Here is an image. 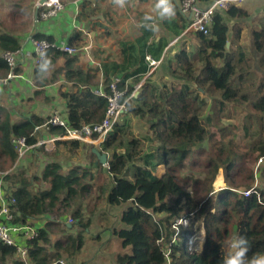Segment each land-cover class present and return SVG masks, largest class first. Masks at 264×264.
<instances>
[{
  "label": "trees",
  "instance_id": "obj_1",
  "mask_svg": "<svg viewBox=\"0 0 264 264\" xmlns=\"http://www.w3.org/2000/svg\"><path fill=\"white\" fill-rule=\"evenodd\" d=\"M202 1L208 3L211 0ZM86 4L89 2L85 1L82 4L78 17L81 20L86 16L85 19L91 22L96 13L90 8L87 9ZM26 5L29 3L16 4L20 11L23 6L26 14L32 15L34 9H29ZM173 9L180 16L175 4ZM227 15L230 18H246L249 13L245 9L231 6L226 15L223 13L214 18L208 35L197 34L201 47L193 62L185 50L176 55V67L186 80L187 88L181 85L161 88L146 82L138 97L134 99L136 105L130 104L128 115L137 116L147 121L150 126L151 142L155 145L153 154L152 152L144 154L138 140L131 141L130 152H118L126 143L127 132L125 125L122 124L124 119L100 146L101 151L109 156L106 168L95 164L97 158L91 150L94 168L99 167L100 170L106 171V177L111 185L107 203L115 207L127 204L120 217L122 226L115 229L113 234L121 240L123 249L130 248L131 251L118 255L117 264H224L218 258V249L230 248L231 241L237 236L241 220L245 222L247 258L264 254V188L256 189V193L249 197L239 192L241 188L245 190L254 188L255 168L248 170V164L256 165L260 160H264V24L253 31V54L250 55L243 44L236 45L241 41L242 26L236 25L233 28L232 37ZM185 27L186 25H183L181 30L183 31ZM4 28L0 21V52L20 50L19 39ZM78 35L69 40V45L81 41ZM231 37L233 41L228 47ZM33 38L55 42L52 37L39 33ZM140 55L142 59H146L145 52H140ZM62 56L67 55L59 50L50 49L46 58L52 64ZM253 57L257 62L256 70L262 79L256 94L252 91L256 85L255 79L250 82L254 73L251 67ZM75 61L74 57L67 58L64 70L67 81L74 82L76 89L62 93L67 109L65 121L71 129L101 122L108 107V98L95 95L88 86L91 84V77L74 69ZM39 66L35 69V80L37 84H44L45 73L40 72ZM117 70L118 67H115L114 71ZM121 70L125 68L122 67ZM9 71L10 68L0 53V78H6ZM145 72L146 67L142 66L134 75L125 76L118 84L119 89H125L126 78ZM111 81V76L108 75L104 89L106 94L110 93ZM83 85L88 87L84 88ZM134 89V86H128L123 99L133 94ZM202 96H207L213 101L212 114L219 115L220 119L225 116V110L229 105H244L252 110V114L245 117L247 122L243 127L242 136L243 140L248 142V151L246 153L233 151L236 147L234 135L229 142L231 149L222 146L216 154L207 159L205 163L207 177L204 181L193 177L183 179L180 177L181 171L188 167L194 154L201 152L208 135L203 115L209 104ZM9 117L5 110L0 109V168L3 169L7 164L12 167L17 161L18 153L12 139L24 136L29 145H36L37 138L33 136L35 126L45 122L37 117H31L18 123H11ZM232 126L230 124L228 127ZM220 131L225 134L223 127ZM46 134L64 136L66 129L52 127ZM56 144L62 145L73 154L82 146H86L77 140L57 141ZM43 149L41 148L42 152ZM152 158L156 163L152 162ZM130 164L135 165L132 179L127 177ZM149 167L157 169L165 167V173L157 176ZM61 168L59 163L52 161L44 167L42 175L29 177L21 166H17L5 177L2 184L0 205L3 198L16 210L14 225H27L31 222L30 225L38 232L37 237L23 242L28 248V259L31 264H61L64 254L71 258L85 244L84 233L88 230L89 224L83 225L80 222L81 228L84 227L85 231L76 230L74 233L77 235L71 234L65 243L58 241L54 253L49 252L44 246L50 242L49 234L53 224L48 223L40 227L38 219L57 207L63 196H65L63 201H70L90 190L89 185L83 184L89 172L84 171L83 175H80L81 168L77 167L64 175L60 173ZM221 169L224 170L227 188L220 190L214 198L212 185ZM34 184L40 185L37 188ZM46 184H49V187L44 189ZM12 200L15 202L12 203ZM156 215H163V218H157ZM74 217L78 220L79 213L76 212ZM183 217L189 218L192 225L183 234L175 236L174 225ZM195 224H198L197 227L200 229L204 228L206 233L203 249L199 252L190 251L186 243V238L194 234ZM165 251H169L170 263L162 257ZM16 256L21 258L16 247L8 246L0 240V264L10 262L26 264L21 260L18 262Z\"/></svg>",
  "mask_w": 264,
  "mask_h": 264
},
{
  "label": "crops",
  "instance_id": "obj_2",
  "mask_svg": "<svg viewBox=\"0 0 264 264\" xmlns=\"http://www.w3.org/2000/svg\"><path fill=\"white\" fill-rule=\"evenodd\" d=\"M85 1L89 2V4H86V8H90V10L96 13L93 17L102 16L104 19L96 20L92 17V21L90 22L85 19V16L80 20L78 16H80V9H82L81 6ZM85 1L62 0L64 10L56 17L47 21H42L40 19L36 20L34 17L35 12L32 13V21L28 20L27 11L24 10L25 7L22 6L20 11L16 4L12 10H9L11 12L8 11L7 15H10L14 20V28L18 29L24 27V25V28H26L19 32L11 31L10 27L4 28L8 33L13 34L20 40L22 43L21 49L23 51L15 69L17 77L8 82H4L5 78H0V109L5 110L7 115L9 114L11 123H18L25 118L31 117H37L44 122L53 114H58L66 118V100L62 97V93L74 91L76 89L74 87V82L67 81L65 77L66 71L64 69L66 68L67 58L74 57L76 60L74 69L87 73L91 77L92 81L88 86H90L92 90L99 88L104 90L108 75L111 76V80L115 78L125 79V76H132L138 69L145 66V74L126 78L125 85H127V87L134 86L136 89V86L145 80L146 83L150 81V79H154L155 81L157 78H171L169 71L173 63L172 58L180 51L185 50L190 60L193 62L201 47V41L197 34H185L187 20L180 13L178 0H171V4L172 6L173 4L177 6L180 16L175 13L170 19H161L154 12L155 0H127L125 6L122 8L109 2V0ZM200 1L202 4L206 3L202 0ZM234 6L245 9L249 13V16L246 18L228 19L231 36L233 37V28L236 25H241V41L236 43V45L243 44L251 55L253 54L254 44L253 31L264 24V0H243ZM30 7L28 8L30 9ZM104 7H106V12L105 10H101L99 13L97 9ZM29 9L27 10L29 11ZM17 13L24 14L21 15ZM16 20L22 21L20 25L15 23ZM183 25H186V27L182 31L181 28ZM180 30L181 32L178 34ZM37 33L50 36L55 42L65 41L68 44L69 40L78 34L81 39V41L72 45L81 47V52L77 55L66 54V57H58L51 64L49 73L45 74L46 82L44 84L36 83V66L32 50L33 47L28 41L30 37H33ZM232 37L229 42L230 44L233 41ZM177 39L178 41L175 42ZM140 52H145V58L149 55L156 60H162L161 64L157 66L150 77L146 75L149 69L148 61L142 59ZM0 53L2 56V51ZM155 53L157 56H154ZM253 59L255 60V57H253ZM256 66L257 62L255 60L254 69H256ZM115 67H118L117 72L114 71ZM122 67L125 68V70H121ZM138 79L139 82H137ZM88 86L83 85L82 87L86 88ZM140 92L141 91L133 92L134 97L131 102L132 106L136 105L134 99L138 97ZM50 137L53 136L46 133L41 134V138L48 139ZM85 144L86 146L84 148L89 147V145H98L97 143L94 144L90 142ZM93 146L91 150L95 147ZM38 148L41 150L43 147ZM38 148L31 150L28 156L26 155L24 159L22 158L18 166H21V168L28 165L29 167L32 165L35 166L36 162L33 160L31 163V161L35 154H39V151H36ZM44 158L46 157L44 156ZM34 162L35 164H33ZM123 206L126 207L127 205L115 207L108 204V211L110 212L111 208L115 212V222L116 224L118 223V226L116 225L111 230L106 228L101 231L98 230V235H96V237L97 240L99 236L101 237V245L109 239V237L113 238L115 236L113 234L115 229L121 228L122 223L120 217L123 212L121 211L120 214H117L116 211ZM38 225L44 227L47 224L39 222ZM65 225L68 228L67 231L65 230L68 234L71 232V229L73 232V225L64 223V225H62L63 229ZM52 227H54V225ZM88 233L89 235L88 238L86 237L85 243L91 242L93 238H96L94 236L91 237V232ZM104 233L109 235L104 237ZM84 236H86V234ZM103 249L104 248H98L97 258L94 259L97 261V264L100 260L99 258L104 256ZM78 255L79 254H77V256ZM118 255L120 254L118 253ZM111 256L112 264H117V256L113 257V254H111ZM90 259H88L89 263L87 262V264H91ZM84 262L86 261H76L72 264H84Z\"/></svg>",
  "mask_w": 264,
  "mask_h": 264
},
{
  "label": "rangeland",
  "instance_id": "obj_3",
  "mask_svg": "<svg viewBox=\"0 0 264 264\" xmlns=\"http://www.w3.org/2000/svg\"><path fill=\"white\" fill-rule=\"evenodd\" d=\"M39 2L40 0H0V21L3 27H7V28L10 27L11 31L13 32H19L20 30L21 31L25 30L26 29L24 28L25 25L24 27H20L18 29L14 28V20L12 19V17H10V15H7L8 11L12 10L15 4L29 3V5H26V6L30 7V5H32V7L30 8L34 9L33 11L34 13L36 11V8ZM59 2L63 4L62 0H59ZM109 2L113 3V0L111 1L109 0ZM97 10L99 13L101 12V10H105L106 12V7L99 8ZM32 19H33V15H29L28 20L32 21ZM20 22L22 21L21 20L15 21L17 25H20ZM20 44L22 45L21 42ZM172 62L173 63L170 66V71H169L171 78H161V79L157 78L155 81L154 79H150V81H147V82H151L152 85L158 86L161 88L164 86L171 88L173 85L175 86L181 85L184 88H187L188 86L186 84V80L182 76V73L179 71V68L176 67V56L172 58ZM254 64H255V60L253 59V61L251 62V67L254 73L252 75V78L250 79V82H252V80L255 79L254 81L256 82V85L254 86V90L252 91H254L256 94L257 92L256 89L258 90L257 87L258 85L261 84L262 79L260 75L258 74V71L254 69L253 67ZM202 98L205 99L209 104L203 115V120L207 127L208 135H207L205 142L203 143V147H201V152L199 154H194L191 163L188 164V167L185 170L181 171L180 177L183 179L188 178V177H193L200 181H204L207 177L206 175L207 171L205 167V163L207 159L211 155L216 154L218 152V149L221 148L222 146L227 149H231L229 146V142H230V139H232L234 135H236V139L234 141L236 144V147L235 149H233V151L238 152V153H246L248 151V147H247L248 142H246L247 140H243L242 136L244 132L243 127L245 125V122H247L245 117L247 115L252 114V110L248 106H244V105L243 106L229 105L225 110V116L222 119H220L219 115L215 113L212 114L211 108L213 106V101H211V99L208 98L207 96H202ZM122 124L125 125L124 127H125L127 134L125 137L126 143L122 149L118 150L119 153L130 152L132 149V145H131L132 140H138L140 142L141 149L143 152H145L144 154H148L151 152H152L151 154L154 153L153 151L155 149V145L154 144L152 145V142H151L152 133H151L150 126L147 123V121L141 120L139 117L134 116V115H128L124 117ZM230 124L233 125L232 128L228 127ZM222 127L224 128L225 134L220 131V128ZM56 138L57 136H54V139ZM48 139H52V137ZM97 144L98 145H94V146L97 148L98 147L100 148L102 142H97ZM92 146L93 145H89V147H86V148L82 146V148H80L78 152L73 154V153H70L68 150H65V148L62 145L58 146L56 144V141L52 142V140H50V141L43 143V145L36 143V145L33 147L32 150L38 147H43L44 152H42L38 148L39 150L37 149L36 151H39L38 152L39 154H35L34 156L36 157L33 156L34 159L32 157V161H31L32 163L34 160L36 162V165L35 166L32 165L30 167L28 165L26 167H23L25 174L29 177L42 175L44 167L52 161L60 163V165L62 166L60 173L64 175H67L69 172H71L74 168H77V167L81 168L80 175H83L82 173L84 171L89 172L88 173L89 176L85 178L83 181V184L90 186V190L88 192L83 193V194L81 193L79 196L75 197L73 200H70V201H63V199L65 198V196H63L61 198L60 203L57 205V207H55L53 210L48 212L44 217H40L38 219L40 220L41 223L42 222L46 224L50 223L54 225V227H52L53 226L52 225L50 229V234H49L50 242L44 245L47 248V250L51 253H54L56 251L55 244L58 241H62L65 243L67 241L68 236H70L71 234H74L73 236L77 235L74 232H77L78 230L85 231L84 227L81 228L80 222H82L83 225L89 224V228L87 231L91 232V237L93 236L96 237V235H98V230L101 231L105 228L108 230H111L116 225L118 226V223L116 224L115 222V217H116L115 212L111 208H110V212L108 211V203L106 201L107 194L109 192L111 185H110L109 179H107L106 177V171L103 170L104 171L103 172L102 170L99 169V167L97 169L94 168L93 157L91 155ZM28 154L30 153L28 152ZM44 156L46 158H44ZM25 157L26 156L22 158H25ZM21 160L22 159H18L17 157V161L12 167L9 164H7V166H5L4 169L0 168V171L4 172L5 174L12 173L16 169V167L19 165V162H21ZM194 160H196V162ZM35 162L33 164H35ZM152 162L156 163L154 158H152ZM134 166L135 165L130 164L128 167L127 177L129 179H132L135 173ZM263 167H264V160L263 161L260 160L259 163L256 165H253L252 163L248 164V170H250V168H253V169L255 168L256 177H255V182H254L253 187L256 188L257 190H259L260 188H264ZM104 168H106V166H104ZM149 168L153 170L157 174V176H161L163 173H165V167H162V169L160 168L157 169V167L156 168L149 167ZM220 174L224 178V185L219 186V187L216 186L215 182L218 177L217 175L212 185L214 189V193H215L214 198H216V194L220 190L227 188V182L225 180V174H224L223 169L219 171V175ZM239 183L242 184V182H239ZM34 185L38 188L40 184H34ZM48 187H49V184L44 185V189ZM191 189L192 188H190V190ZM244 190H245L244 188H241L239 192H244ZM126 207L123 206L119 208L116 211L117 214H120L121 211L123 212L124 209H126ZM76 212H78L80 215L78 220H76L74 217ZM156 217L163 218V215H156ZM64 223H69L73 225V232L71 229V232L68 234L65 231L66 226L63 229L62 225H64ZM27 224L30 225L31 222ZM57 226H60V227H57ZM188 226L189 225H186L184 227H175L174 228V230L176 231L175 236H177L178 234H183L190 227ZM197 226L198 224L194 225L193 229H194L195 234L194 236H188V238H186V243L188 245L189 250H198L199 252L203 249V245L206 240V233H205L204 228L200 229ZM87 231L86 233H84V235L86 234V236H84L85 239L86 237L88 238V235H89ZM107 235L109 234L104 233V237H107ZM236 235L237 236L235 237H244V238L246 237L245 222L243 220L240 221V227L237 230ZM185 237L187 236L185 235ZM100 238L101 237L99 236L98 240L96 237V238H93L91 242L85 243L82 249L71 258L67 257L64 254V258L61 260V264H72L76 261H79V262L86 261L84 262V264H87V262L89 263L88 259L90 258H91L90 259L91 264H97V261L94 259L97 258L98 248L100 249L104 248L103 249L104 256H101L99 258L100 260L98 264L99 263L100 264H112L111 254H113V257L114 256L116 257L118 253L128 254L131 251L130 248L123 249L121 245L122 243L121 240L116 236H114L113 238L109 237V239H107L102 245L100 244V241H101ZM202 238L203 240H201ZM61 252L63 253L62 250ZM231 252H232L231 248H228V249L223 248V247L219 248L218 258L220 262H224L225 257L228 256L229 253ZM77 254L79 255L77 256ZM165 256L166 255L162 253V257L166 258ZM22 257L20 258L16 256V260L18 262L19 260H21V261L26 262V264H31L27 255H24ZM8 264H12V263L10 262Z\"/></svg>",
  "mask_w": 264,
  "mask_h": 264
},
{
  "label": "built area",
  "instance_id": "obj_4",
  "mask_svg": "<svg viewBox=\"0 0 264 264\" xmlns=\"http://www.w3.org/2000/svg\"><path fill=\"white\" fill-rule=\"evenodd\" d=\"M80 1L82 2L83 0ZM241 1L243 0H211L208 3L202 4L200 0H178L180 13L187 20L185 34L192 33L208 35L210 29L214 24V18L217 15H222L224 11H228L231 6H234L235 4H238ZM38 6L39 9H41V12L38 14V18L42 21H47L51 18H54L64 10V5L61 4L59 0H48L47 2H44L42 4H40L39 2ZM28 41L33 47L32 50L34 55L35 66L40 65L42 57H47V53L50 49H56L69 55H77L82 50L81 47L69 45L65 41L52 43L47 40H36L33 37H30ZM176 41H178V39L175 40V42ZM22 54V49L17 51H5L2 53L3 60L7 63L10 68L8 76L4 79V82H8L9 80H12L13 78L17 77L15 69L17 66L18 59ZM146 60L149 64V69L146 75L150 77L152 76L157 66L161 64L162 60H156L149 55L146 56ZM145 81L140 82L136 86L134 93L142 90ZM120 82V78H115L114 80H112L111 84L109 85V94H106L105 91L101 88L93 90L95 95L108 98V107L106 110V114L101 122L93 124H84L79 129H71L68 127L65 118L61 117L58 114H53L42 125L35 126L33 136L37 138V143L43 145V143L50 140H52V142H55L57 140H77L83 143H103L105 139L111 133L114 132L116 125L122 122L124 117L128 116L130 112L129 106L133 100L134 93L128 96L126 99H123L127 94L128 87L126 85L125 89H119L118 84ZM52 127L65 128L66 134L64 136H57L56 139H54V136L52 137V139L41 138V134H43L44 131L45 133H48V131ZM94 135H97V137L95 138ZM12 142L18 153V159H22V157L26 156L28 152H30L35 146L29 145L27 143V138L24 136L14 137L12 139ZM8 174L9 173L5 174L4 172L0 171L1 192L2 184L5 182V177ZM255 193L256 188H252L251 190H245L244 192H242L245 197H249ZM11 202L14 203L15 200H12ZM15 218L16 210L14 208H11V205L2 198V202L0 205V240L8 246L16 247L20 255H27L28 257V248L23 245V242L34 239L35 237H37L38 232L35 227L28 224L14 225L13 222ZM183 225L191 226L192 224L190 219L186 217L178 219L177 223L174 225V228L184 227ZM194 234L192 236H194ZM190 251L198 252V250ZM163 254L166 255L165 257L168 260V263H170L171 259L169 256V251H165Z\"/></svg>",
  "mask_w": 264,
  "mask_h": 264
},
{
  "label": "clouds",
  "instance_id": "obj_5",
  "mask_svg": "<svg viewBox=\"0 0 264 264\" xmlns=\"http://www.w3.org/2000/svg\"><path fill=\"white\" fill-rule=\"evenodd\" d=\"M126 2L127 0H113V3L121 8L125 6ZM153 10L161 19H170L175 15L171 0H155ZM50 67L51 61L46 57H42L39 66L40 72L48 74ZM246 245L247 241L244 237L233 238L230 243L232 252L225 257L224 264H264V254L253 256L250 259L247 258Z\"/></svg>",
  "mask_w": 264,
  "mask_h": 264
},
{
  "label": "water",
  "instance_id": "obj_6",
  "mask_svg": "<svg viewBox=\"0 0 264 264\" xmlns=\"http://www.w3.org/2000/svg\"><path fill=\"white\" fill-rule=\"evenodd\" d=\"M48 0H40V4L44 3V2H47ZM38 14H39V6L37 7L36 11H35V19L37 20L38 19ZM224 14L226 15L227 14V11H224ZM93 19H104L102 16H96V17H93ZM227 19H232L230 18L228 15H227ZM237 21V20H235ZM227 46L229 47L230 46V43L227 44ZM92 152L93 154L96 156L97 158V161H96V164L97 165H102V166H107L108 164V159H109V156L107 153L105 152H102L99 148L97 147H94L92 149Z\"/></svg>",
  "mask_w": 264,
  "mask_h": 264
},
{
  "label": "bare ground",
  "instance_id": "obj_7",
  "mask_svg": "<svg viewBox=\"0 0 264 264\" xmlns=\"http://www.w3.org/2000/svg\"><path fill=\"white\" fill-rule=\"evenodd\" d=\"M53 1H55V0H53ZM215 184H216L217 187L224 185V178H223V176L221 174L218 175ZM201 240H203V238Z\"/></svg>",
  "mask_w": 264,
  "mask_h": 264
}]
</instances>
